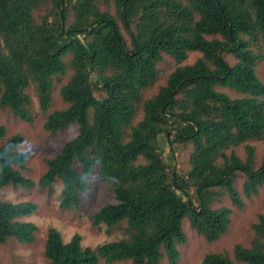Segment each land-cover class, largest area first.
<instances>
[{
    "label": "trees",
    "instance_id": "1",
    "mask_svg": "<svg viewBox=\"0 0 264 264\" xmlns=\"http://www.w3.org/2000/svg\"><path fill=\"white\" fill-rule=\"evenodd\" d=\"M38 9L44 12L35 20ZM258 41L262 53L251 48ZM191 52L199 55L185 63ZM163 55L175 66L142 98ZM263 55L264 0H0V109L31 123L24 91L31 84L47 133L77 127L58 153L43 158L45 170L36 181L20 174L30 156L17 149L22 137L6 138L0 189L36 187L50 194L58 179V208L75 209L96 163L114 202L93 213L91 225L125 224L122 237L94 247L81 246L77 233L63 242L48 227L42 250L47 264H160L163 255L175 264L177 245L185 241L183 219L205 242L218 239L230 209L212 204L226 196L242 207L234 186L239 174L244 197L264 182V157L256 164L247 144L264 142V83L255 73ZM67 67L71 74L58 89L66 107L48 112L52 78ZM137 108L140 117L132 123ZM168 131L169 145L191 147L184 175L162 160L158 138ZM4 134L0 125V140ZM239 145L242 158L232 151ZM35 210L29 201H0V244L9 238L32 243L36 226L18 218ZM250 231L247 246L234 244L231 256L206 253L201 264H264V214L256 215Z\"/></svg>",
    "mask_w": 264,
    "mask_h": 264
},
{
    "label": "rangeland",
    "instance_id": "2",
    "mask_svg": "<svg viewBox=\"0 0 264 264\" xmlns=\"http://www.w3.org/2000/svg\"><path fill=\"white\" fill-rule=\"evenodd\" d=\"M44 12L38 9L33 12V18L38 20ZM110 12H113L110 7ZM123 38L128 43V37L120 28ZM253 50L263 52L261 43H254ZM199 53L191 52L187 55L185 63H190ZM67 64L68 56L63 58ZM231 62V60H230ZM175 64L169 57L163 55L162 61L156 64L157 75L151 86L143 89L142 98H147L156 89L163 84L166 75L174 68ZM256 76L264 83V55L257 62L255 67ZM71 71L66 68L65 74L57 75L52 78L51 102L48 112L52 110L63 109L66 104L62 102L58 94L59 87L65 83ZM217 90L226 93L229 97H238L237 94L226 88H217ZM24 91L30 98L29 110L32 115V122L21 121L11 115L6 109H0V125L4 126L5 134L0 144L9 136L19 134L22 142L17 149L19 151H28L30 156L25 163V168L20 170V174L28 179L36 181L45 170L43 158L54 156L59 152L61 146L75 136L77 127L75 124L67 126L63 131L54 134L47 133L42 124L45 114L42 113L37 104L33 87L29 84ZM140 117V110L137 108L132 119V123ZM172 132L168 131L166 137L159 136L158 145L161 147V157L164 163L172 165L174 170L184 175L188 169V156L191 151L190 145L179 147L175 143L169 145L168 140L172 139ZM254 147V157L256 164L264 157V142L250 140L247 141ZM232 151L243 157L242 145L232 148ZM138 162H143L139 159ZM73 168L79 171L78 164ZM85 190L80 193V204L75 209L62 210L58 208V193L60 182L56 179L53 183V190L50 194L45 189L31 188L25 190L21 187L12 188L10 186L0 189V201H9L12 203L29 201L36 205L33 214L18 218L19 221L31 222L36 226L34 241L32 243H18L13 238L7 239L0 244V264H47L42 254L45 232L48 227L55 228L61 236L63 242H67L74 233L80 235L81 246L94 247L97 244L112 241L122 237L124 222L117 226L107 229L104 225L93 227L91 225V215L105 204L113 203V195L109 189L108 183L103 181L98 173L96 163L93 165L89 175L85 178ZM243 176L241 174L234 181V186L240 194L242 207L236 208L231 205L229 199L224 196L212 204V207L226 206L230 209L229 224L223 234L211 243L190 229L186 219L181 221V229L185 235V241L177 245L178 259L175 264H201L204 254L211 252L226 251L231 256L232 246L241 244L247 246L250 231V224L256 219V215L264 214V182L258 188L257 193L250 197H244L241 193V184ZM98 264H105L99 260ZM107 264H128V261H117ZM160 264H169L163 255ZM242 264V263H236Z\"/></svg>",
    "mask_w": 264,
    "mask_h": 264
}]
</instances>
